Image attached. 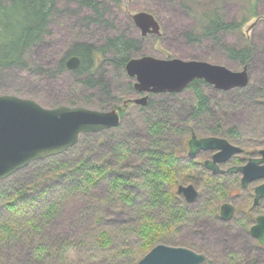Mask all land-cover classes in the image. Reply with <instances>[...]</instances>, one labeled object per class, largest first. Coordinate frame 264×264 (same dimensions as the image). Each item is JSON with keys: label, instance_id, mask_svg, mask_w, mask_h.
<instances>
[{"label": "rangeland", "instance_id": "obj_1", "mask_svg": "<svg viewBox=\"0 0 264 264\" xmlns=\"http://www.w3.org/2000/svg\"><path fill=\"white\" fill-rule=\"evenodd\" d=\"M98 1L101 2L102 16L95 15L91 8L82 5L81 0L59 2L58 10L50 23V34L41 44L32 48L27 56L30 68L37 67L38 70L10 68L3 71L0 77V91L3 94L35 100L47 108L59 105L73 106L69 104L70 101L102 111L112 110L110 104L122 106L124 100L139 94L129 92L130 84H134L135 79L127 74L126 69L122 70L111 61V52L101 55L100 72L110 85L112 97L103 95L100 88L82 85L68 68L65 71L57 70L59 62L66 57L75 43L85 42L101 46L109 37L119 33H126L138 41L139 56L202 60L226 66L233 71H241L244 65L230 58L222 46L210 37H203L199 41L188 39L190 32L196 34L199 30V19L204 10L219 9L227 21H242L249 17L240 31L222 34L225 44L241 46L249 42L254 45L253 58L247 65L250 74L249 86L224 91L203 82L200 87L209 98L210 110L194 120H190L189 111L191 104L197 103L198 97L192 87L175 94H151L150 99L168 104L172 108L170 116L173 127L165 136V140L175 145L182 158H186V152L188 153L186 146L192 130L203 137L211 127L217 125L223 128L240 126L243 137L255 145L253 148L257 157L261 156L260 150L264 149V97L253 99L251 92L264 87V0L256 2L257 17L249 14L254 0ZM140 11L152 13L156 17L161 26V35L142 36L141 30L132 19V16ZM254 22L255 26L248 30ZM141 108L140 105L130 103L122 119V129L117 127L82 138L69 150L56 156L55 163L74 167L79 161L86 159L117 165L120 158L115 152V147L119 141L131 140L134 137L142 140L147 138L148 130L143 124L147 110L142 111ZM182 143L185 145L184 151ZM213 153L214 151L201 152L195 161L204 162L211 159ZM134 161V158L128 159L125 166L134 164ZM47 168V164L31 163L11 178L13 183L17 184L39 181ZM260 183L261 181H257L252 184L251 191ZM42 184L56 185L55 181L50 179H42ZM182 184L195 185L200 191V198L197 202L188 204L177 192L179 201L188 214L184 219L186 221L188 216L190 219L180 224L176 246L205 254L207 262L211 264H264V248L261 249L247 228L241 224V215L230 221H223L219 218V212L213 214L205 209L208 195L201 192L202 176L199 171ZM109 189V182L105 179L91 193H76L68 198L58 216L44 228L41 237L30 234L11 243L1 242L0 263H136L135 253H125L124 250L138 246L135 231L140 216L138 208L147 203L148 195L137 185L132 188L138 196L137 202L128 205L118 199L108 198ZM199 212L204 215L198 216ZM260 212H264V209ZM151 213L158 218L165 216V210L160 206L152 209ZM104 231L110 238L109 246L96 242L99 234ZM40 239L55 243L56 246L63 240H68L72 242L71 249L74 246L75 248L66 257L53 251L54 255L49 258L39 259L34 249L41 242Z\"/></svg>", "mask_w": 264, "mask_h": 264}, {"label": "trees", "instance_id": "obj_2", "mask_svg": "<svg viewBox=\"0 0 264 264\" xmlns=\"http://www.w3.org/2000/svg\"><path fill=\"white\" fill-rule=\"evenodd\" d=\"M61 1L0 0V77L3 71L10 68L38 70L37 67L30 68L27 56L32 48L41 44L50 34V23ZM257 1L254 0L249 13L252 17L258 15ZM81 2L82 5L91 8L95 15L102 16L100 1L81 0ZM248 19L249 17L242 21H227L219 9L204 10L199 19V30L196 34L190 32L188 39L199 41L203 37H210L222 46L230 58L240 61L245 66L253 58L254 45L249 42L241 46L225 44L222 34L228 31H240ZM139 47L138 41L126 33L109 37L101 46L85 42L75 43L66 57L59 62L57 70H67V59L78 56L81 63L77 69L71 71L80 83L88 87L100 88L103 95L112 97L110 85L100 72L101 55L111 52V61L125 70L131 58L139 57ZM202 83L203 80H195L187 87L194 88L198 97L197 103L191 104L190 120L210 110L209 98L200 87ZM129 92L135 93L133 84H130ZM251 96L256 100L264 97V87L255 89L251 92ZM69 104L75 106L78 103L70 101ZM110 106L115 108L121 105L110 104ZM128 106L124 103L122 105V119ZM141 110H147L143 121L148 130L147 138L142 140L134 137L131 140L119 141L115 147V152L120 158L117 165L112 166L103 161L92 162L85 159L79 161L76 166L70 167L66 164H56L54 160L56 156H52L32 162L48 165L39 181L17 184L13 183L11 177L0 181V243H11L21 236L30 234L41 237L44 228L58 216L68 198L76 193L89 194L102 180L107 179L110 185L108 196L110 199H118L128 205H134L138 196L132 188L137 185L142 187L149 198L147 203L138 208L140 216L135 225L138 246L124 250L125 253H135L136 263L134 264H137L140 258L159 243L178 245L179 226L188 214L179 201L177 186L192 177L195 172V163L187 157L182 158L175 145L165 140V136L173 127L170 116L172 108L168 104L165 105L151 98ZM118 129H122V121ZM206 135L225 136L245 146L244 159L254 152L255 145L243 137L238 125L228 128L217 125L211 127ZM89 136L92 134H83L80 140ZM130 158H134V164L126 167L125 162ZM42 179L55 181L56 185H43ZM233 179L237 181L239 176L236 175ZM224 181L206 172L202 174L201 192L208 195L205 209L213 214H217L219 205L231 196ZM246 192L248 196L250 192ZM250 197L249 195L241 202L248 207L251 206ZM159 206L165 210L163 218H158L151 213L152 209ZM197 215L202 216L204 213L199 212ZM189 219L188 216L187 220ZM246 219L249 220V218ZM240 222L245 228H249L250 222L245 219ZM96 242L102 246H109L111 241L108 233L104 231L99 234ZM71 245L72 242L68 240H63L58 246L47 240H41L34 252L39 259L49 258L54 255L53 251L66 257L75 248L74 246L71 249ZM205 263L211 264L207 262V259L203 264Z\"/></svg>", "mask_w": 264, "mask_h": 264}, {"label": "water", "instance_id": "obj_3", "mask_svg": "<svg viewBox=\"0 0 264 264\" xmlns=\"http://www.w3.org/2000/svg\"><path fill=\"white\" fill-rule=\"evenodd\" d=\"M132 19L142 36L162 34L160 23L152 13L140 11ZM255 24L256 22L252 23L248 30ZM80 63L78 56H71L66 65L68 69L75 70ZM125 68L127 74L135 79L134 89L141 94L131 101L140 106L147 105L150 94L180 93L195 80H203L224 91L244 88L250 81L247 65L241 71H233L226 66L202 60L162 59L144 55L131 58ZM127 103L128 101L125 102ZM120 112L121 107L109 111L80 105L47 108L29 98L0 94V181L34 161L66 152L79 142L82 134L117 128L121 124ZM189 146L191 158L200 150L217 151L212 160L205 162V166L214 173L219 171L218 162H227L233 155L242 152L241 147L225 138L214 136H193L189 140ZM260 154V158H250L245 165L230 169L242 174L244 188L255 181L264 180V149ZM177 192L188 204H193L200 198V192L193 184H180ZM254 194L256 206L264 199V182L255 187ZM233 214V206L224 203L221 207L222 219L228 221ZM250 233L264 247V215L256 218ZM206 258L205 254L186 247L159 243L138 264H203Z\"/></svg>", "mask_w": 264, "mask_h": 264}, {"label": "flooded vegetation", "instance_id": "obj_4", "mask_svg": "<svg viewBox=\"0 0 264 264\" xmlns=\"http://www.w3.org/2000/svg\"><path fill=\"white\" fill-rule=\"evenodd\" d=\"M134 91L137 93V94H139L135 89H134ZM140 95V94H139ZM150 97L152 96L151 94L149 95ZM136 97H138V96H136ZM136 97H134V98H136ZM131 98H128V100H130ZM131 101V100H130ZM128 102L126 105L128 106L130 103H132V102ZM149 101H150V99H149ZM148 101V102H149ZM148 104V103H147ZM191 128V127H190ZM193 136H196L197 138H204V137H213V136H211V135H203V137L201 136L200 137V135L198 136L197 134H196V132L195 131H193L192 130V132H191V136H190V138L188 139V141H187V146L186 147H188V153L186 152V157L189 159V160H191V161H193V163H195V172L193 173V174H195L197 171H199L200 172V175L202 176V174L204 173V172H206V173H208V174H210L211 176H213V177H218V178H221V179H223V180H225L224 181V184H225V186L227 187V188H229V191H230V194H231V196L227 199V200H225V201H223L220 205H219V210L217 211V213L219 212V218L221 219V220H223L222 219V217H221V207H222V205L224 204V203H229V204H231L232 206H233V208H234V214H233V217L230 219V220H232V219H234V218H236V216H239V215H241L240 216V220H247L248 222H250V225H249V229H247V231L249 232V234L252 236V234L250 233V228H251V226L256 222V218L258 217V216H261V215H264V212H260V210L261 209H264V206H262V204H264V199H261L260 200V202H259V204L258 205H254V198H255V194H254V189H255V187L256 186H258V185H256L255 187H253V189H252V191H251V189H250V187L252 186V184H254L255 182H257V181H255V182H253V183H251V184H249L248 185V187H246V188H244L243 186H242V182H241V179H242V174L240 173V172H232V171H230V169L231 168H233V167H238V166H243V165H245L246 163H248V161H249V159L250 158H260L261 156H259V157H257V153H255V152H253V153H251V155H248V156H246L245 157V159L243 158L245 155H244V151H245V146H243V145H241V144H237V143H235V142H232V140L231 139H228L227 137L225 138V136H214V137H221V138H225V139H227L230 143H233L234 145H237V146H239V147H241L242 148V152H240V153H238V154H235V155H233L227 162H218V166H219V171L217 172V173H214L211 169H208L206 166H205V162L207 161V160H212V157H213V155L217 152L216 150H200V151H198L197 152V154H196V156L194 157V158H191L190 156H189V152H190V146H189V140L193 137ZM182 145V150L184 151V149H185V145H184V143H182L181 144ZM262 150V149H261ZM260 150V151H261ZM207 151H214V153L212 154V157H211V159H207V160H205L204 162H197V161H195V159L201 154V152H207ZM261 155V154H260ZM242 160V161H239V160ZM204 170V171H203ZM239 176V179L237 180V181H235L234 179H233V177L234 176ZM227 176H229V177H227ZM258 181H261V183H263L264 182V180H258ZM232 182H236V183H233L232 184ZM260 183V184H261ZM180 184H182V183H180ZM231 184H232V186L234 185L235 187H232L231 186ZM195 186V185H194ZM196 187V186H195ZM197 188V187H196ZM198 189V188H197ZM246 191H249L250 193L248 194V196L250 195L251 197V206H249L248 207V205H244L241 201L242 200H244V199H246L248 196H247V192ZM200 192V191H199ZM228 200H231V201H229L228 202ZM260 212V213H259ZM246 218H249V220L248 219H246ZM230 220H228V221H230ZM223 221H225V220H223ZM253 237V236H252ZM256 241H257V243H258V245H260V247H261V249H263L264 247H262L261 246V244L259 243V241L255 238V237H253Z\"/></svg>", "mask_w": 264, "mask_h": 264}]
</instances>
